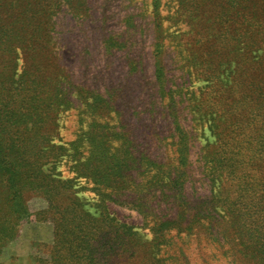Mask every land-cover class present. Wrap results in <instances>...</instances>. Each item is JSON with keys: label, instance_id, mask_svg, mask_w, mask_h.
<instances>
[{"label": "trees", "instance_id": "1", "mask_svg": "<svg viewBox=\"0 0 264 264\" xmlns=\"http://www.w3.org/2000/svg\"><path fill=\"white\" fill-rule=\"evenodd\" d=\"M141 6L150 78L137 40L109 29L101 45L104 54L128 48L127 72L144 73L143 111L164 121L163 134L150 136L157 153L124 127L120 104L138 112L127 79L73 80L64 50L74 30L63 19L86 18V0H0V255L35 221L53 228L48 264H190L191 239L201 264H264V0ZM133 18L124 17L126 28ZM71 110L78 129L66 139ZM196 172L205 195L187 192ZM33 197L43 207L32 212ZM110 205L135 210L149 237Z\"/></svg>", "mask_w": 264, "mask_h": 264}, {"label": "rangeland", "instance_id": "2", "mask_svg": "<svg viewBox=\"0 0 264 264\" xmlns=\"http://www.w3.org/2000/svg\"><path fill=\"white\" fill-rule=\"evenodd\" d=\"M86 2L89 7L86 18L83 20H72L68 17L63 19V24L65 25L63 29L66 30V33H69L70 29L74 30L72 32L74 34H69L64 50L66 64L72 72L73 80L82 81L86 76L95 72H99L98 74L101 76L99 84L102 87L109 86V84L117 85L118 82H123L127 79L129 87L131 86L132 89L130 93H126L127 104H133L135 106L133 110L135 109L138 112L137 114H133L132 108L123 107L119 103L120 108L128 111L126 114H129L124 127L130 135H135L136 142L140 144V148L150 147L151 152H161V149L156 145L155 137L153 138L152 136L151 139L150 136L153 132H158V136L163 134L165 131L163 127L164 121L160 115L151 119L143 111V104L147 101V97L138 85V83H143L142 77L145 75L146 79L150 78L153 69L151 59V24L148 21V8L147 6H141V0H86ZM130 14L134 15V27L126 28L123 19ZM102 17L104 19L102 28L100 29L99 25L102 24L100 21ZM109 29L138 41V45L134 46L133 49L142 57L141 61L144 64L145 75L142 73L135 77V75L131 76L127 72L124 57L127 54L128 48L120 51L113 50L114 54L103 53L101 40L103 39L104 32ZM125 30H127L125 33H121ZM77 31L79 32L76 33ZM133 49L129 50L131 54ZM83 59L89 62L88 67L80 64ZM132 78H134V82H132ZM62 121L64 126L62 134L64 138L72 139L78 129L76 111L71 110L66 113ZM153 126H155V129H153ZM56 170H61L63 175H67L62 166L57 167ZM187 192L189 194L196 192L201 195L208 193V186L199 173L196 172L193 181L187 184ZM78 194L88 202L94 201L91 192L84 191ZM28 206L33 212L42 208L43 202L39 197H33L28 201ZM110 210L119 221L131 225L134 229L144 234L145 238L149 237L146 229L143 228L141 216L135 210L120 205H110ZM52 231L53 228L49 222L31 221L23 224L17 240L13 244L8 245L0 255V263L15 264L18 261L17 253L19 250L23 251V248L27 247L30 264H48L50 245L53 238ZM189 244L190 248L185 252L187 260H189L190 264H201L199 260L200 252L195 248L196 240H189Z\"/></svg>", "mask_w": 264, "mask_h": 264}, {"label": "crops", "instance_id": "3", "mask_svg": "<svg viewBox=\"0 0 264 264\" xmlns=\"http://www.w3.org/2000/svg\"><path fill=\"white\" fill-rule=\"evenodd\" d=\"M18 256V261L15 264H30L29 263V250L27 249V247L23 248L22 250H19V252L17 253Z\"/></svg>", "mask_w": 264, "mask_h": 264}]
</instances>
